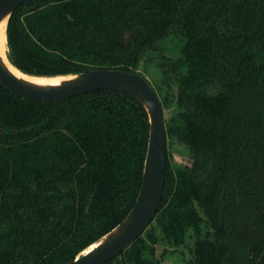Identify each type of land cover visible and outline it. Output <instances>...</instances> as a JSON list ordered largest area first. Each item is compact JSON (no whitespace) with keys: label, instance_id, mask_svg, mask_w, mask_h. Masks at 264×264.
<instances>
[{"label":"trees","instance_id":"obj_1","mask_svg":"<svg viewBox=\"0 0 264 264\" xmlns=\"http://www.w3.org/2000/svg\"><path fill=\"white\" fill-rule=\"evenodd\" d=\"M168 39L165 137L191 164L166 154L155 216L104 264H161L160 241L188 245L192 264H264V0H32L6 27L9 61L41 76L137 72ZM147 138V113L126 93L34 101L0 83V264H66L119 223Z\"/></svg>","mask_w":264,"mask_h":264},{"label":"water","instance_id":"obj_2","mask_svg":"<svg viewBox=\"0 0 264 264\" xmlns=\"http://www.w3.org/2000/svg\"><path fill=\"white\" fill-rule=\"evenodd\" d=\"M32 0H0V23L20 5ZM6 35V28H5ZM6 58L14 68V66ZM22 72L21 70H19ZM57 77V84H37L14 75L0 56V83L12 94L26 100L59 101L96 90L123 92L142 104L148 117V138L142 178L136 199L128 213L108 232L80 251L66 264H104L123 252L148 226L163 196L166 167L165 116L153 87L137 72L94 68Z\"/></svg>","mask_w":264,"mask_h":264},{"label":"rangeland","instance_id":"obj_3","mask_svg":"<svg viewBox=\"0 0 264 264\" xmlns=\"http://www.w3.org/2000/svg\"><path fill=\"white\" fill-rule=\"evenodd\" d=\"M163 48L160 51L150 52L147 57L148 59L143 58L136 69L153 87L159 98H163L166 93L160 64L166 63L169 59H175L178 56V46L173 39L166 40ZM174 92L175 87L173 85L168 97L169 105L163 106L165 121L169 120L176 112ZM166 154L169 162L174 166L183 167L191 164L187 148L173 137H166ZM188 244L190 245V241ZM155 257L159 259L161 264H192L190 262L191 254L188 245L173 248L160 241L155 245Z\"/></svg>","mask_w":264,"mask_h":264},{"label":"bare ground","instance_id":"obj_4","mask_svg":"<svg viewBox=\"0 0 264 264\" xmlns=\"http://www.w3.org/2000/svg\"><path fill=\"white\" fill-rule=\"evenodd\" d=\"M5 28H6V21L3 20L0 23V56L5 61V63L8 65V68L10 71L16 75L17 77L24 78L26 80H29L31 82L37 83V84H57L62 77H40V76H29L26 74H23L16 68H14L11 64H9L7 58H6V35H5Z\"/></svg>","mask_w":264,"mask_h":264}]
</instances>
